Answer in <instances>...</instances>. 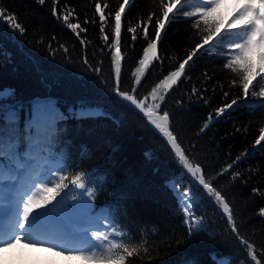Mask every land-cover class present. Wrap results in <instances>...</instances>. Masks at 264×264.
<instances>
[{
    "label": "trees",
    "instance_id": "obj_1",
    "mask_svg": "<svg viewBox=\"0 0 264 264\" xmlns=\"http://www.w3.org/2000/svg\"><path fill=\"white\" fill-rule=\"evenodd\" d=\"M102 2L109 4L106 11L114 12L122 0ZM59 3L61 7L66 4L74 9V23L77 18L83 22L86 17L92 21L95 16V23L82 25L87 31L81 36L89 41L88 60L93 66L103 61L104 71L100 77L87 72L82 64L85 51L77 36L51 14L52 0H46L43 6L36 0H0V5L15 13L26 29L21 37L18 32L13 34L6 24H0V91L11 89L14 92V96L0 100V104L15 106L21 135H27L24 129L37 101L52 100L59 112L69 117L56 120L53 148L56 155L63 153L66 163L71 166L69 176L79 171L91 173L89 187L98 189L94 201L96 210L112 205L117 223L126 226L137 241L141 239V230L147 229L149 233V243L140 247L126 264H217L225 258H228V264H249L250 258L230 232L226 218L216 214L212 206L196 213L205 216L206 211L207 230L189 235L184 212L168 186L174 178L177 184L186 181L179 178L180 169L165 139L148 125L142 114L117 103L101 82L110 76V54L107 49L103 53L100 51L103 44L95 0H59ZM150 11H158L157 0H135L122 18V51L127 57L123 62L122 77L125 88H130L133 83V70L146 43L141 38L133 45L127 28L146 18ZM106 29L110 35L111 23ZM150 29L154 33V20ZM190 37L191 21L181 19L168 25L160 45L163 63L157 62L143 78L140 96L147 95L158 79L175 66L172 56L182 59L186 55V50L195 43ZM41 38L44 42L37 43ZM50 41L53 51L59 45H65L69 59L66 60L64 50L57 51L53 57L48 48ZM224 63L225 60L215 53L206 52L196 58L184 80L163 104V110L174 114L172 126L183 142L182 146L189 150L191 158L206 166L209 177L245 150L252 151L259 129L264 126V107L256 104L259 98L249 96L247 104L241 102L219 120L214 117L210 126L200 131L210 112L241 94L239 87H230L233 74L224 69ZM205 74L210 78L207 82H204ZM193 86L201 90L210 104L205 105L198 95H191ZM223 92L230 95L224 99ZM178 100L182 102L183 110L179 109ZM82 102L103 107L108 117L70 116L69 109H79ZM193 144L196 145L194 151ZM235 171L243 175L233 181L230 177ZM231 172L219 177L216 186L232 203L240 234L253 242L259 252L264 246V217L258 215L259 209L264 207V195L259 194L264 193V153L256 151ZM254 187L259 190L258 194H253ZM180 190L183 191V187ZM153 228L158 234H151ZM15 249L17 253L13 255ZM7 252V264H45L51 259L48 253L19 245ZM55 264L81 262H66L57 257Z\"/></svg>",
    "mask_w": 264,
    "mask_h": 264
},
{
    "label": "snow or ice",
    "instance_id": "obj_2",
    "mask_svg": "<svg viewBox=\"0 0 264 264\" xmlns=\"http://www.w3.org/2000/svg\"><path fill=\"white\" fill-rule=\"evenodd\" d=\"M36 2L43 6L46 0ZM134 3L135 0H122L114 12H108V3L95 0L103 44L100 51L103 53L107 49L110 54V76L101 82L117 103L142 114L148 125L165 139L180 169L179 178L186 181L177 184L174 178L168 186L181 205L189 235L207 230L206 211L205 216L196 213L201 208L206 210L212 206L216 214L226 218L230 232L250 258L249 264H264V246L258 252L256 245L240 234L234 207L225 192L216 186L219 177L227 175L246 157L256 151L264 153V126L259 129L252 151L245 150L209 177L206 166L190 157L189 150L182 146L183 142L174 132V114L163 110L167 96L184 80L195 59L206 52L215 53L225 60L224 69L233 74L229 85L239 87L241 94L210 112L201 132L210 126L214 117L219 120L241 102L247 104L249 96L259 98L256 104L264 107V0H157L158 11L148 12L146 18L127 28L133 45L141 38L146 43L133 70V83L130 88H125L122 77L123 62L127 57L122 51V18ZM51 14L79 39L85 51L82 64L87 72L100 77L104 71L103 61L95 66L90 63L86 55L89 41L81 36L87 31L82 25L95 23V16L92 21L86 17L83 22L77 18L74 23V9L66 4L61 7L59 0H52ZM181 19L191 21L190 39L195 40L194 45L186 50L182 59L172 56L175 66L158 79L147 95L140 96L143 78L157 62L163 63L160 45L168 25ZM153 20L154 33L150 29ZM109 23L110 35L106 29ZM0 24H6L13 34L18 32L21 37L26 32L18 16L3 5H0ZM43 42V38L37 41ZM48 48L53 57L57 51L64 50L66 60L69 59L65 45L61 44L53 51L50 41ZM7 55L10 58V54ZM209 80L205 74L204 82ZM191 95H198L205 105L210 104V100L195 86ZM229 95V92H223L224 99ZM12 96L14 92L11 89L0 91V100ZM177 105L183 110L181 101L178 100ZM69 115L76 118L108 117L103 107L88 106L83 102L79 109H69ZM67 118L59 112L54 101H37L24 129L27 135L22 136L17 126L15 106L0 104V120L3 121L0 123V252L19 245L48 253L51 259L45 264H55L57 257L81 264H126V260L136 255L140 247L149 243V233L147 229L141 230V239L137 241L126 226L117 223L112 205L96 210L94 201L98 189L89 187L91 173L79 171L69 176L71 166L66 163L63 153L56 155L53 152L55 122ZM191 147L194 151L196 145ZM242 175L240 171L231 172L230 179L234 181ZM252 192L258 194L259 190L254 187ZM258 215L264 217V207L259 209ZM151 234H158L157 229L153 228ZM217 264H228V258L217 261Z\"/></svg>",
    "mask_w": 264,
    "mask_h": 264
},
{
    "label": "rangeland",
    "instance_id": "obj_3",
    "mask_svg": "<svg viewBox=\"0 0 264 264\" xmlns=\"http://www.w3.org/2000/svg\"><path fill=\"white\" fill-rule=\"evenodd\" d=\"M3 253V255L2 256H0V258L2 259V262H0V264H7L6 263V260L9 258V256H6V255H8L7 253V251H5V252H0V254H2ZM13 253V255H15L16 253H17V251H16V249L12 252Z\"/></svg>",
    "mask_w": 264,
    "mask_h": 264
}]
</instances>
